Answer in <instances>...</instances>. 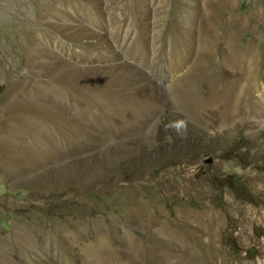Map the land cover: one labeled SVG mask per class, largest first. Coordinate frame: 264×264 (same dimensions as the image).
<instances>
[{
    "label": "rangeland",
    "instance_id": "1",
    "mask_svg": "<svg viewBox=\"0 0 264 264\" xmlns=\"http://www.w3.org/2000/svg\"><path fill=\"white\" fill-rule=\"evenodd\" d=\"M263 95L264 0H0V264H263Z\"/></svg>",
    "mask_w": 264,
    "mask_h": 264
},
{
    "label": "bare ground",
    "instance_id": "2",
    "mask_svg": "<svg viewBox=\"0 0 264 264\" xmlns=\"http://www.w3.org/2000/svg\"><path fill=\"white\" fill-rule=\"evenodd\" d=\"M235 96V95H234ZM263 98H264V95H263ZM223 101V100H222ZM233 103H231V106H230V108L232 109V108H234V106L236 105V103H234L233 105H232ZM218 112H219V114L221 115L222 113L225 115V114H228V103L227 102H225L224 104H222V105H220L219 106V108H218ZM230 114V113H229ZM226 116H229V115H226ZM264 264V263H263Z\"/></svg>",
    "mask_w": 264,
    "mask_h": 264
}]
</instances>
